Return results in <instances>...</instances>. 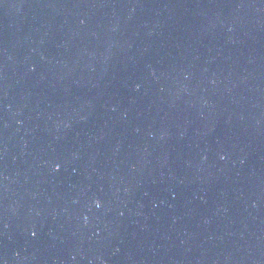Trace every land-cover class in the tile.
Returning a JSON list of instances; mask_svg holds the SVG:
<instances>
[{"label":"water","instance_id":"obj_1","mask_svg":"<svg viewBox=\"0 0 264 264\" xmlns=\"http://www.w3.org/2000/svg\"><path fill=\"white\" fill-rule=\"evenodd\" d=\"M0 264H264V0H0Z\"/></svg>","mask_w":264,"mask_h":264},{"label":"clouds","instance_id":"obj_2","mask_svg":"<svg viewBox=\"0 0 264 264\" xmlns=\"http://www.w3.org/2000/svg\"><path fill=\"white\" fill-rule=\"evenodd\" d=\"M101 205H100V202L99 201H96V207L99 208Z\"/></svg>","mask_w":264,"mask_h":264},{"label":"snow or ice","instance_id":"obj_3","mask_svg":"<svg viewBox=\"0 0 264 264\" xmlns=\"http://www.w3.org/2000/svg\"><path fill=\"white\" fill-rule=\"evenodd\" d=\"M57 170H59V165H57ZM33 235H35V233H33Z\"/></svg>","mask_w":264,"mask_h":264}]
</instances>
